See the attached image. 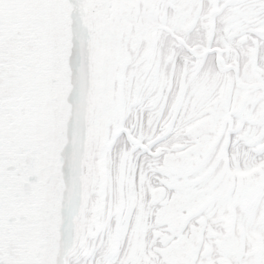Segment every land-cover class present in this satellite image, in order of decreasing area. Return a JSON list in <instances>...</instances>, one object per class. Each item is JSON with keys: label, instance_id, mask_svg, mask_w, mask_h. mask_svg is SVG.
Segmentation results:
<instances>
[{"label": "snow or ice", "instance_id": "snow-or-ice-1", "mask_svg": "<svg viewBox=\"0 0 264 264\" xmlns=\"http://www.w3.org/2000/svg\"><path fill=\"white\" fill-rule=\"evenodd\" d=\"M0 264H264V0H0Z\"/></svg>", "mask_w": 264, "mask_h": 264}]
</instances>
